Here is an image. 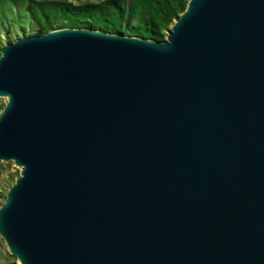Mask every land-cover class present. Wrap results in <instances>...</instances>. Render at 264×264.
Segmentation results:
<instances>
[{
	"label": "water",
	"instance_id": "water-1",
	"mask_svg": "<svg viewBox=\"0 0 264 264\" xmlns=\"http://www.w3.org/2000/svg\"><path fill=\"white\" fill-rule=\"evenodd\" d=\"M0 97L18 264H264V0H188L163 40L21 35Z\"/></svg>",
	"mask_w": 264,
	"mask_h": 264
},
{
	"label": "trees",
	"instance_id": "trees-1",
	"mask_svg": "<svg viewBox=\"0 0 264 264\" xmlns=\"http://www.w3.org/2000/svg\"><path fill=\"white\" fill-rule=\"evenodd\" d=\"M187 1L25 0L23 9L29 24L27 28L16 31L27 29L34 33H44L61 27H89L163 40L166 30L184 10ZM5 194H1L2 203Z\"/></svg>",
	"mask_w": 264,
	"mask_h": 264
},
{
	"label": "rangeland",
	"instance_id": "rangeland-1",
	"mask_svg": "<svg viewBox=\"0 0 264 264\" xmlns=\"http://www.w3.org/2000/svg\"><path fill=\"white\" fill-rule=\"evenodd\" d=\"M24 1L25 0H0V48L7 42H12L21 35H31L30 33L35 34L27 29L21 32L16 31L27 28L29 24V21L24 14ZM5 102L6 98L0 97V111ZM19 171L20 168L13 162L0 161V204L2 203L1 194L4 195L6 193L9 186L13 183L12 178H16L19 175ZM0 264H18L17 259L13 255L9 254L1 236Z\"/></svg>",
	"mask_w": 264,
	"mask_h": 264
}]
</instances>
